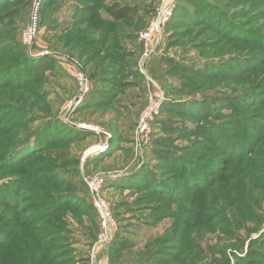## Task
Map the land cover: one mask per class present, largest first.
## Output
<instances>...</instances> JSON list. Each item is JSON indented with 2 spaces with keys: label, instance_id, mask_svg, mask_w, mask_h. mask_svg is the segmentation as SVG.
<instances>
[{
  "label": "rangeland",
  "instance_id": "1",
  "mask_svg": "<svg viewBox=\"0 0 264 264\" xmlns=\"http://www.w3.org/2000/svg\"><path fill=\"white\" fill-rule=\"evenodd\" d=\"M35 1L0 0V264H264V0H40L27 45Z\"/></svg>",
  "mask_w": 264,
  "mask_h": 264
},
{
  "label": "built area",
  "instance_id": "2",
  "mask_svg": "<svg viewBox=\"0 0 264 264\" xmlns=\"http://www.w3.org/2000/svg\"><path fill=\"white\" fill-rule=\"evenodd\" d=\"M39 4H40V0H36L35 6H34V9L32 12V16H31L30 26L26 32V43H27V45H32L33 41L35 39V36H36L37 25H38ZM172 12H173V8L171 7L170 3H167L165 8L163 6L161 11L159 12L160 18L155 23H153V25H151L148 29H146V31H144L142 33L141 39L144 40L145 42L150 41L151 38L157 32H159L161 30V28L165 24V22L168 19H170ZM165 13H167V16L165 18H163V20H162L161 17H162V15H165ZM79 80L81 82V86L85 88V93L88 92L87 80L82 79L81 76H80ZM160 105H161L160 102L156 100L154 95H152V94L149 95L147 106H146L145 110L143 111L141 118H140V122H139V131L141 134L147 136V135H149V133H151V125H152L153 121L156 120L158 118V116L160 115ZM94 131L98 132V133L100 132L99 129H95ZM102 150H105V148ZM100 183H101L100 181L93 182L91 185V189H92V193L94 196L95 206L97 207V209H99L101 211L102 220H103L102 224H103L104 230L108 231V229H110L112 227V220L110 218V214L107 210L106 205L103 203L101 197L99 196Z\"/></svg>",
  "mask_w": 264,
  "mask_h": 264
},
{
  "label": "trees",
  "instance_id": "3",
  "mask_svg": "<svg viewBox=\"0 0 264 264\" xmlns=\"http://www.w3.org/2000/svg\"><path fill=\"white\" fill-rule=\"evenodd\" d=\"M183 1H187V2H190V0H183ZM128 14H129V10L127 9V8H121V9H119V10H117V11H115V12H113V13H111V16L113 17V19L114 20H120V19H124V18H126L127 16H128ZM26 58H28L25 62H23V64H26L25 65V72H28L29 73V76L28 77H25V75H24V77H22L20 80H21V82H22V79H25V82L26 81H28V80H31L32 79V77H33V74H34V76H35V78H38L39 76H41L42 75V71H44V70H53V64L52 63H50L49 61H47L46 63H44V64H42V65H40L39 66V69H37L36 70V66L37 65H35V60H37L36 58H29V57H26ZM47 57H45V58H42V59H46ZM35 59V60H34ZM42 59H39V60H42ZM52 64V65H51ZM34 65V66H33ZM20 82V83H21ZM25 82H23V83H25ZM22 83V84H23ZM21 84V85H22ZM107 95H104L103 97H101L102 99H106L107 97H106ZM95 101V100H94ZM93 102V100L91 101V103ZM183 109V108H182ZM180 110V109H179ZM162 124H163V126H164V128L165 129H167V130H169V129H171V130H173V128L175 127L173 124H170V123H168V126L166 127L165 126V121H163L162 122ZM59 128H61V127H59ZM50 133V132H49ZM50 134H52V133H50ZM55 134H57V133H55ZM55 134H53V135H51L50 136V138H49V140L51 139V141L52 140H54V139H52V136H54ZM38 142L40 143L41 141H40V137L38 138ZM166 156V155H165Z\"/></svg>",
  "mask_w": 264,
  "mask_h": 264
},
{
  "label": "water",
  "instance_id": "4",
  "mask_svg": "<svg viewBox=\"0 0 264 264\" xmlns=\"http://www.w3.org/2000/svg\"><path fill=\"white\" fill-rule=\"evenodd\" d=\"M81 94H85V88L83 87L82 90H81ZM78 100V99H77Z\"/></svg>",
  "mask_w": 264,
  "mask_h": 264
}]
</instances>
